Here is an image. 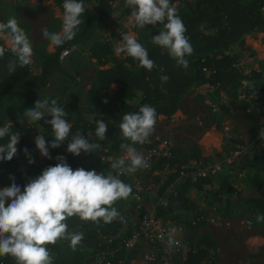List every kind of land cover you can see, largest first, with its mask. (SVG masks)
I'll use <instances>...</instances> for the list:
<instances>
[{
    "label": "rangeland",
    "instance_id": "rangeland-1",
    "mask_svg": "<svg viewBox=\"0 0 264 264\" xmlns=\"http://www.w3.org/2000/svg\"><path fill=\"white\" fill-rule=\"evenodd\" d=\"M195 1L171 0L180 17L188 12L187 4H193ZM83 2L86 10H94L97 7V0H83ZM240 2L251 5L264 18V9H261L264 7V0H240ZM62 4L63 0H0V22H6L9 17L14 16L19 24L26 25L25 32L33 49L32 63L27 67L33 77L39 75L44 56L52 53L55 47L42 36L41 30L47 28L49 31H61ZM130 13L131 9L124 7V0H114L111 13L95 25L88 38L67 47L68 53L61 59L58 58V68L51 70L45 85L33 93L34 102L39 98L56 99L57 103L65 102L71 109L68 115L70 124L75 120L76 112L90 121L85 117V113L96 112V107L90 103L87 90L95 77L96 70L112 67V58H117L126 66L128 65L125 62L126 54H118L115 51L116 45L122 39L120 32L135 35L138 41L147 46L155 45L151 42V37L158 34L159 24L146 25L143 29L135 27L128 21ZM252 32L255 33L250 38L246 37L248 42L264 53L260 44H255L259 41L263 43L261 38L264 34V25ZM0 45H4V41H0ZM237 46L240 50L245 49L242 44ZM92 47L102 55L100 59L93 57ZM6 50H8L7 47ZM261 59L262 57L258 59L257 67L264 72V60ZM258 73L255 71L253 75L256 76ZM225 87L229 93V85ZM114 88L115 84H111L107 90L112 91ZM207 92L208 89L203 82L193 80L184 88L171 114L157 115L155 129L147 142L152 144L151 149L137 150L148 159L150 167L140 169L133 174L120 175L128 178L135 192L127 199H120L119 203L132 222L136 220L138 213L135 205L148 208L153 205L155 208L161 205L175 189H179L178 206L173 214L167 216L174 214L179 216L180 223L184 226V236L188 233L187 222L197 223L188 242L197 241V238L203 234L214 243L213 248H208L207 258H204L200 264H208V256L211 257V261L215 260V264H264V222H257L254 207L247 202V199L251 198L264 200V173L255 168L253 158L256 141L264 142V138L259 135L260 131L264 130L261 122L259 123L254 117L255 115L242 112L235 101H231L227 109L220 108L219 111H212L209 104L214 100L205 95ZM137 100V98L133 100V104ZM155 104L157 102L151 105ZM232 115H234L233 118ZM17 122L21 123L22 120ZM242 123L248 124V128L243 127ZM27 126L30 133L14 159V162L22 166L27 165L29 158L45 157L35 144V137L44 133L40 121L32 125L27 121ZM224 126L229 127L238 136L242 151L236 158H230L228 149L222 144L221 134ZM89 136L96 142L95 137ZM105 137L104 140L97 142L100 156L91 159L90 162L96 166L102 165V172L105 174L111 171L117 175L116 170L111 168V162L123 155V152L113 149V139ZM163 140L168 144V152L171 148H175L178 154L186 152L191 144H197L201 147L200 152L205 158L204 161L211 158L220 160V171L203 179L193 181L188 179L190 180L188 184L184 182V175L178 176L166 185L162 195L158 196L159 187L172 172V169L160 164V158L164 152L161 145ZM25 147L28 149V154L23 151ZM227 158L230 162H227ZM192 162L193 160L184 167L185 169L183 168V173L188 170ZM239 172L243 173L242 177L237 175ZM10 176L15 177L13 167L10 170L0 169V189L10 187L15 182V178L9 179ZM222 182L227 183L235 192L222 191L219 188ZM137 186L139 190L141 188V191H136ZM249 221H251L250 224ZM184 241L185 247L180 248L173 255L172 264H184L186 249H188L186 238ZM117 253L114 256L115 264L143 262L138 253L134 260L127 263L125 261L127 252Z\"/></svg>",
    "mask_w": 264,
    "mask_h": 264
},
{
    "label": "trees",
    "instance_id": "trees-1",
    "mask_svg": "<svg viewBox=\"0 0 264 264\" xmlns=\"http://www.w3.org/2000/svg\"><path fill=\"white\" fill-rule=\"evenodd\" d=\"M113 1L97 0L96 9L85 10L81 18L84 22L79 25V31L75 38L62 46H55L52 53L44 56L40 73L37 77L31 75L27 66L25 68L17 67L15 73L8 74L7 63L9 60H14L15 57L10 50L5 51L4 56L0 58V126L10 123L11 127L9 136L0 139V145L6 144L11 134H19V143L16 145L17 153L19 152L30 133L23 113L25 109L34 107L33 93L39 87L45 85L50 71L58 68L59 52L71 45L85 41L95 25L111 13ZM187 8L189 9L188 12H185L181 18L187 29L185 35L194 49L191 55L185 56L188 61L187 68L178 65L176 60L159 46H147L139 41L148 50L149 58L155 62L156 67L151 71L139 67L138 62L127 55H125L127 66L117 58H112V67L96 70L95 77L87 90V97L90 103L96 107L97 118L103 119L107 124L105 136L113 139V149L116 151L123 152L120 148L121 143H130V141L123 140L120 134L119 125L124 114L137 112L140 106L145 104L152 106L151 104L157 102V104L152 106L155 108L157 115L167 116L175 110L181 93L193 80L203 82L206 88L208 83L213 81L223 82L225 85H229V96L231 97L229 103L235 101L234 96L238 75L230 68V64L236 56L228 51L232 46L242 41L243 35L262 27L264 18L255 8L241 3L240 0H196L193 4H187ZM19 25L26 30L25 24ZM91 52L95 59L102 57L94 47H92ZM202 66L215 69V73L211 76L203 74L200 72ZM161 75H167L169 80L162 83ZM256 77L258 76H254V78ZM111 84H115V88L112 91H108L107 89ZM205 95L209 99L214 100L213 94L209 90ZM136 98L138 100L133 104L132 101ZM104 99H107L108 102L104 103ZM58 105L63 107L69 115L71 109L68 104L58 102ZM240 106L242 108L243 105ZM78 114L76 112L75 120L71 124L69 139L71 135L82 129V134L89 139V142H100L101 140H98L95 136L96 125ZM50 119L51 117L46 115L40 120V125L44 129L43 136L48 142L49 153L52 157L45 160L44 168L58 163L55 157L62 155L66 157L67 163L73 170L82 167L86 170L96 169L98 172H102V165L96 166L90 162L91 159L100 156L101 152L98 148L94 152L82 151L80 155L76 156L66 151L67 141L58 148L50 147V142L54 139L52 136L53 132L51 126L45 123L46 120ZM66 119L68 120V116ZM17 120H22V122L18 123ZM88 133H91L93 138L95 137L96 142L90 138ZM255 144L256 150L253 153L254 165L259 172L264 173V142L257 140ZM134 147L137 150L146 151L151 149L152 144L145 142L144 144H136ZM178 153L175 148H171L168 156H161L160 158V164L172 169V172L159 187L158 196L162 195L166 185L178 176H182L183 168L190 161L197 162L205 159L201 155L199 146L195 143L191 144L186 152ZM14 159L15 156L11 161L0 160V169L10 170ZM41 173L42 170L27 163L26 171L20 175L15 183L20 185L23 191V186L28 180L35 178ZM119 178L130 185L126 176H119ZM184 180L186 184L190 182L188 178H184ZM219 188L224 192H235L225 182H222ZM179 191V189H175L161 205L155 207L157 215L167 216L175 212L180 199ZM134 192L135 190L132 189L131 194L133 195ZM119 201L117 200L113 206L124 217V221L116 219L110 223H105L101 220L99 223H95L83 221L78 216L68 218L66 221L68 230L70 232H83L84 238L74 249L70 246V241L68 240H61L55 245H48L53 264H81L85 257L100 251L101 248L96 245L102 241L103 236L114 234L124 226L128 227L130 224ZM9 202H6V206ZM247 202L254 207L256 214H264V200L251 198L247 199ZM169 217L181 222L178 215L174 214ZM196 224L194 222L192 225L187 222L186 226L189 234L187 233L184 236V240L186 238L187 242L191 238L190 236L193 234ZM122 236H126V234ZM210 247H214L212 240L201 234L197 241L188 242V249L186 250V257L183 263L200 264L204 258H207L208 248ZM121 251L127 252L125 256L126 263L134 259L136 255L135 251L120 250L118 253ZM0 262L1 264H16V261L11 256L0 257ZM112 264H115L114 259ZM208 264H215V260Z\"/></svg>",
    "mask_w": 264,
    "mask_h": 264
},
{
    "label": "clouds",
    "instance_id": "clouds-1",
    "mask_svg": "<svg viewBox=\"0 0 264 264\" xmlns=\"http://www.w3.org/2000/svg\"><path fill=\"white\" fill-rule=\"evenodd\" d=\"M62 7L61 31L41 30L42 36L51 46L59 47L73 40L79 25L84 22L81 20L86 10L83 0H63ZM124 7L131 9L128 21L135 27L143 29L146 25L159 24L160 30L158 34L152 35L151 42L166 50L178 65L187 68L185 56L191 55L194 49L185 35L186 26L171 0H124ZM120 35L122 39L115 47L118 54H126L137 61L139 67L148 71L156 67L149 58L148 50L135 35L128 32H120ZM0 41H4V45H0V58L4 56L6 47L15 57L7 63L8 74L15 73L17 67L25 68L32 63V44L16 17L0 22ZM160 79L164 83L169 77L161 75ZM103 102L108 101L104 99ZM23 115L30 125L46 115L51 117L45 121L53 132L51 148H58L67 141L66 151L78 156L82 151L94 152L99 147V144L89 142L82 134V129L69 139L72 125L66 119L68 113L58 105L56 99L39 98L34 102V107L24 110ZM85 117L96 125V138L104 140L107 132L105 121L97 118L96 112L85 113ZM156 122V110L147 104L140 106L137 112L123 115L119 125L120 134L123 140L130 143H121L123 155L111 162V168L116 170L117 175L111 171L104 174L96 169L86 170L82 167L73 170L66 157L58 155L55 157L58 163L47 166L41 174L30 178L23 186V191L15 182L10 187L0 189V257L11 256L16 264H53L48 245L68 240L74 249L84 238L83 232L68 230V218L78 216L83 221L95 223L101 220L105 223L116 219L124 221L113 205L117 200L127 199L132 193V186L119 176L150 167L148 159L134 145L148 142ZM10 127V123L0 126V139L9 136ZM259 135L264 138V131H260ZM18 143L19 134H11L8 142L0 145V160L11 161L17 154ZM35 144L43 156L52 158L43 135L35 137ZM23 151L28 154L26 147ZM28 162L34 161L29 158ZM9 179L14 178L10 176ZM7 201L10 202L6 206ZM256 220L264 222V214H257ZM172 232L175 229L169 232V247L179 244Z\"/></svg>",
    "mask_w": 264,
    "mask_h": 264
},
{
    "label": "built area",
    "instance_id": "built-area-1",
    "mask_svg": "<svg viewBox=\"0 0 264 264\" xmlns=\"http://www.w3.org/2000/svg\"><path fill=\"white\" fill-rule=\"evenodd\" d=\"M261 9L263 10L264 8ZM261 39L264 43V34ZM67 53L68 50L66 48L62 49L59 52L58 58L61 59ZM243 54L245 59L250 57L248 50H244ZM230 68L238 75L234 96L235 102L239 106L243 105L242 109L245 114H253L260 118L262 129L264 130V78H254L252 73L256 71V68L249 63H245L244 59L235 58L231 62ZM200 72L211 76L215 73V69L202 66ZM225 86L223 82L219 81H213L207 85L208 90L214 97V101H211L209 104L211 110L214 112L219 111L222 107H229L231 97ZM221 138L223 139L222 144L228 149L230 158H236L240 155L242 147L238 142L237 134L233 130L224 126ZM161 145L164 148L162 155L168 156L169 149L167 148V142L163 140ZM32 160L34 161L33 163H28L36 166L39 170L44 169L45 157ZM227 162H230L229 158H227ZM12 167L15 182H17L20 175L26 171V166L13 162ZM220 168L221 162L217 158H211L204 162L193 161L188 170L184 173L182 172V176L184 175L185 178L192 181L203 179L209 177V175L218 173ZM237 175L242 177L243 173L239 172ZM135 189L136 191H141V188L139 190L138 186ZM135 206L136 212L138 211L136 220H132L128 227L123 228L121 234H118L117 231L114 234L103 236L102 241L96 245L101 248L100 251L94 255L85 257L81 264H112L115 254L120 250L135 251L141 257V261H143L141 264H172L173 255L180 248L185 247L183 224L168 216L157 215L153 205L149 208L146 206ZM190 223L193 225L194 221ZM172 229H175L172 235L174 239L179 241V244L169 247L167 241L169 232ZM124 234L126 236H122ZM86 259L87 261H85ZM210 259L211 257L208 256V263L211 262Z\"/></svg>",
    "mask_w": 264,
    "mask_h": 264
},
{
    "label": "crops",
    "instance_id": "crops-1",
    "mask_svg": "<svg viewBox=\"0 0 264 264\" xmlns=\"http://www.w3.org/2000/svg\"><path fill=\"white\" fill-rule=\"evenodd\" d=\"M255 32H250V33H248V34H245V35H243L242 36V41L239 43V44H242L244 47H245V49L244 50H248L249 52H250V57L249 58H244V54H243V52H244V50H240L239 49V47L237 46L238 44H235L234 46H232L231 48H230V50L228 51L230 54H233V55H235L236 56V58H240V59H244V62L245 63H249L250 65H252L253 67H255L256 68V72H259L258 74H256L258 77H256V79H259V78H261V77H263L264 78V72L261 70V69H259L258 67H257V62H258V59L259 58H261L262 57V59L261 60H264V53H262V52H260L259 51V49L256 47V46H253V44L251 43V42H248V38H246L247 36L250 38L253 34H254ZM255 44H257V45H259L260 44V46L262 47V49L264 50V45H263V43L261 44L260 43V41L258 42V43H255ZM237 49V50H236ZM261 55V56H260ZM261 71V72H260ZM253 74V73H252ZM254 76V75H253ZM229 107H230V105H229ZM228 107V108H229ZM240 107V109L242 110V112H243V109L241 108V106H239ZM230 113H232L231 111H230ZM233 116L234 115H232V118H233ZM255 118H256V120L260 123L261 122V119L260 118H258V117H256V116H254ZM237 124H240V123H237ZM243 127H245V128H248V124H241ZM200 148V150H201V147H199ZM126 218H127V221L130 223L131 222V220H130V218H128L127 217V215H126ZM123 228H125V226L124 227H122L119 231H118V234H121L122 233V230H123ZM135 259V258H134ZM134 259H131V260H134ZM131 260H129V261H131Z\"/></svg>",
    "mask_w": 264,
    "mask_h": 264
}]
</instances>
